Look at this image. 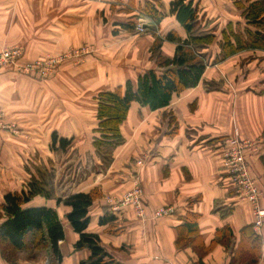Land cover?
Segmentation results:
<instances>
[{
  "label": "crops",
  "instance_id": "obj_1",
  "mask_svg": "<svg viewBox=\"0 0 264 264\" xmlns=\"http://www.w3.org/2000/svg\"><path fill=\"white\" fill-rule=\"evenodd\" d=\"M119 1L129 3V0ZM172 1H130L132 10L128 11V16L139 22L131 21L135 23L133 31L138 26L142 28L137 33L142 48L136 47L146 54L145 60L115 80H108L105 72L104 79L114 85L101 92L124 87L127 81L135 83L145 70L163 71L147 55L155 36L163 41L160 53L166 59L173 58L176 45L165 37L173 33L177 39L187 38L183 27L170 13ZM191 1L200 20L197 34L215 36V43L201 50L206 67L198 85L174 95L167 107L156 111L132 103L119 125L121 141L117 144L104 141L102 146H96L100 133L95 95L86 97L77 89L62 93L60 83L65 80L71 79L75 88L79 87L76 75H72L75 68L70 70L71 76L56 78L48 84L44 78L23 73L15 67H7L0 73V111L4 124L14 127L0 131V203L7 193H20L28 189L31 181L40 182L49 196H35L24 208L46 207L56 212L64 233L59 243L61 264H79L90 252L74 250L78 235L66 218L70 208L57 202L58 192L53 189V177L48 169L51 167L56 173L61 168L59 160L63 152L51 150L53 133L70 141L67 155L71 180L76 181L69 194L97 193L88 211L86 232L96 234L101 246L119 263L232 264L239 245L250 244L244 230L253 224L251 207L232 189L227 175L222 172L221 162L228 139L237 135L241 141L250 143L244 154L245 161L262 193L264 208V49L238 51L219 61L220 44L223 33L228 34L227 26L232 25L235 34H243L247 28L242 9L235 5L237 0ZM103 3L111 6L109 0ZM146 3L153 4L163 14L158 25L141 12ZM85 16L71 13L69 25L71 28L76 25L78 38H69V42L62 38L55 41L56 45L72 43L71 48L78 47L85 42L79 38L83 34L89 36L87 45L95 47L99 36H106L109 39L105 37L97 44L105 51L112 43V29L103 23L97 25L89 17L91 14ZM86 19L85 27L81 21ZM121 23L124 22L114 24L117 34L126 33L119 27ZM56 29L58 37L66 32L63 25L56 24ZM32 30L31 33H38V29ZM6 42L12 41L4 34L0 44ZM231 43L236 47L234 40ZM35 52L26 50L17 65L24 64L22 61L35 56ZM93 61L91 57L87 59L88 66L93 64L90 68L95 65ZM91 76L93 80L95 74ZM87 116L91 118V128L80 119L85 120ZM139 160H143L142 167L137 165ZM79 169L87 171L77 177ZM136 177L142 188L146 221H140L131 210L114 209ZM161 207H172L174 215L153 219V212ZM188 212L197 217L194 226L197 232L184 233L189 243L179 248L177 240ZM106 213L114 217V229L109 228V223L99 225V219ZM115 230L121 232L115 233ZM256 235L259 240L257 264H264V224Z\"/></svg>",
  "mask_w": 264,
  "mask_h": 264
},
{
  "label": "trees",
  "instance_id": "obj_2",
  "mask_svg": "<svg viewBox=\"0 0 264 264\" xmlns=\"http://www.w3.org/2000/svg\"><path fill=\"white\" fill-rule=\"evenodd\" d=\"M235 5L242 9V17L247 28L243 34H235L232 25L227 26V33H223V41L220 44V60L246 49H264V0H237ZM160 6V4L158 5ZM141 12L148 16L156 25L163 18L153 4L146 3ZM170 13L175 16L177 22L187 34L185 40L177 39L173 33H169L165 39L176 42L178 45L171 59L158 58V69H148L138 76L135 83L127 81L124 87H118L113 91L101 92L97 96V120L100 139L96 146H102L104 141L109 144H117L121 141L119 125L125 120L132 103H138L148 107L151 111L165 108L169 105L174 95L194 88L198 85L206 62L201 50L209 48L215 43V36L211 33L197 34L200 30V20L197 8L191 0H173L170 3ZM122 30L132 31L133 22L118 24ZM239 28V24L236 25ZM253 29V30H252ZM117 34V31L113 32ZM234 40L235 46L231 43ZM58 147L55 148V145ZM70 141L58 138L56 134L51 136V150L62 151L59 164L61 168L51 174L53 177V189L58 192V203H63L70 208L66 218L73 231L78 235L74 244L75 251L87 249L90 252L86 260L79 264H121L101 246L96 234L87 233L89 226L88 211L94 199L96 191L87 194H69V190L76 181L71 180V164L67 150ZM87 170L79 169L77 177L82 176ZM49 177V178H50ZM48 197L40 182L31 181L27 190L20 193H7L0 203V244L15 254L26 251L45 250L51 264H61L62 256L59 243L64 239L63 228L56 212L46 207L24 208L35 196ZM196 215L188 212L184 218L183 231L179 233L177 247L186 246L189 242L184 233L194 234ZM114 217L104 214L99 219V225H112ZM245 235L250 241L249 245L241 243L235 252L232 264H257L259 258V240L252 230V226L246 228ZM121 230H115L120 233ZM192 242H196L192 241ZM191 243V242H190ZM12 252V254H13ZM249 256V259H245Z\"/></svg>",
  "mask_w": 264,
  "mask_h": 264
},
{
  "label": "rangeland",
  "instance_id": "obj_3",
  "mask_svg": "<svg viewBox=\"0 0 264 264\" xmlns=\"http://www.w3.org/2000/svg\"><path fill=\"white\" fill-rule=\"evenodd\" d=\"M103 1L105 2V0H0V39L5 34V38L12 41L1 43L0 52L3 49L18 48L22 51L21 58L23 59L24 55H26V50H28L29 53L31 51H36L34 53L35 56L28 59L26 58V60L22 61L25 63L21 66L34 63H47L50 61H52L53 64L55 63L54 67H50L51 70L48 72V76L44 77L46 84L50 82L53 83L52 81L59 77L71 76L72 73H70V70L75 68L72 75H76V83L79 87L75 88V84L71 79L65 80L60 83L62 93L66 94L68 91L71 92L77 89L80 94L87 95L86 97L91 98V96L95 95L97 98L99 92L113 87L114 84L111 83V80L110 83L108 82L110 78L115 80L120 74L122 76L123 73L130 72L131 68L145 60L144 57L146 55L141 53V51L139 52L136 47L139 46V49L142 48V45L138 44L139 35H137V33L142 31L140 26L136 27L135 31H126V33L121 32L116 35L113 33L117 31L114 29L115 22L128 23L135 21V17L128 16V11L131 12L132 10L129 8L131 0H129L127 5L126 3H120L119 0H109L110 7L107 3L104 4ZM98 9L103 10L98 13ZM71 13H80V15H86L85 17L91 14L89 17H91V20L95 21L97 25L103 23L108 28L112 29V43L105 51L97 44L101 41L103 42V38L106 36H99V41H97L95 47L87 45L89 44V36L83 34H81L79 38L81 42H85H82L81 45L79 44L80 46L77 45L78 47L72 46L71 48L72 43H65L63 46L56 45L55 41L58 42V40L62 38L67 40V42H69V38L72 40L73 38H78L76 35L77 29H75L76 25L72 28L69 25L72 21L70 17ZM137 21L135 22L139 23ZM83 23L86 27L88 20L81 21V25ZM56 24L57 26H64V31L66 32L62 35L63 37H58L56 35L58 31L56 29ZM41 28L46 30L41 31ZM32 29H38L36 30L38 33H31L30 31H33ZM105 39L107 40L109 37ZM162 43L163 41L155 36V42L147 53L149 60L154 61L156 66L159 62L158 58L161 57L160 52ZM175 45L177 47L178 44L175 42ZM89 57L93 58L95 68H90L93 64L88 66L87 59ZM67 69H69L68 72H65ZM37 71L38 70L34 72L36 73ZM21 72L25 73L24 71ZM105 72L106 77L108 75V80L104 79ZM35 73L28 74L35 75ZM91 74H95L93 80L91 79L93 77ZM35 76H37V73ZM54 85L55 84L51 86L53 87ZM87 117L88 118L85 120H83V117L80 119L83 124L85 123L87 127L91 128V118L90 116ZM87 134L88 133H86V136ZM248 149L249 148L245 149V151ZM48 170L51 171V174L54 172L51 167ZM12 252L10 248L8 249L3 244H0V263L51 264V258L45 250L26 251L17 254L14 252L12 254ZM245 259H249V256H246Z\"/></svg>",
  "mask_w": 264,
  "mask_h": 264
},
{
  "label": "built area",
  "instance_id": "obj_4",
  "mask_svg": "<svg viewBox=\"0 0 264 264\" xmlns=\"http://www.w3.org/2000/svg\"><path fill=\"white\" fill-rule=\"evenodd\" d=\"M21 56L22 51L18 48L3 49L0 52V73L6 67H15L25 73H35L34 71L38 70L36 72L37 77L44 78L48 76L47 74L51 70L50 67L55 66L52 61L18 66ZM12 129L14 127L4 124L3 113L0 111V131H10ZM250 146L248 141H241L237 135L228 139L222 153L221 168L222 172L227 175L232 189L250 205L253 217L252 228L254 233L257 234L264 224V208L260 205L262 193L251 177L245 161L244 151ZM137 165L141 167L143 160L137 161ZM114 209L131 210L140 221H146L142 205V188L138 177L134 179L131 189L118 199ZM174 213L172 207H161L153 212L152 217L153 219H163L174 215Z\"/></svg>",
  "mask_w": 264,
  "mask_h": 264
}]
</instances>
